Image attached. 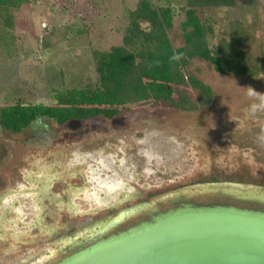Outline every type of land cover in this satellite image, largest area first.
<instances>
[{"label": "rangeland", "instance_id": "1", "mask_svg": "<svg viewBox=\"0 0 264 264\" xmlns=\"http://www.w3.org/2000/svg\"><path fill=\"white\" fill-rule=\"evenodd\" d=\"M148 1L155 8H174L168 37L179 47L184 0ZM243 1L248 0L237 3ZM138 2L32 0L16 9V27L0 28V107L49 105L55 103V89L96 86L92 52L122 44L128 14ZM201 17L213 28L211 43L227 32L231 20L224 8L204 9ZM245 25L255 38L251 58L259 61L264 0L249 6ZM185 73L211 89L210 104L195 111L162 104L133 109L116 120L66 126L38 119L17 134L0 128V196L7 209L0 212V264H44L55 253L59 227L99 217L90 216L94 206L121 190L141 189L149 198L214 183L264 188V76H220L197 59ZM186 92L197 105L200 94ZM39 185L58 199L54 206H47ZM64 185H83L82 195L74 192L78 198L69 203ZM54 231L59 233L53 236Z\"/></svg>", "mask_w": 264, "mask_h": 264}, {"label": "trees", "instance_id": "2", "mask_svg": "<svg viewBox=\"0 0 264 264\" xmlns=\"http://www.w3.org/2000/svg\"><path fill=\"white\" fill-rule=\"evenodd\" d=\"M32 0H0V28L16 27V9ZM258 0H184L180 7L182 44L174 48L168 37L173 27L174 8H155L139 0L128 14L127 33L122 44L108 51L94 50L92 58L98 76L94 87L55 89V103H14L0 107V128L17 134L38 119L66 126L84 120H116L137 108L167 104L181 111H195L210 104L211 89L188 76L185 70L194 60L209 63L220 76H264V56L253 61L250 54L255 38L245 25L249 6ZM230 9L227 32L211 43L213 28L201 17L204 9ZM2 41L0 40V44ZM187 90L200 94L196 105Z\"/></svg>", "mask_w": 264, "mask_h": 264}, {"label": "water", "instance_id": "3", "mask_svg": "<svg viewBox=\"0 0 264 264\" xmlns=\"http://www.w3.org/2000/svg\"><path fill=\"white\" fill-rule=\"evenodd\" d=\"M221 190L220 202L179 198L164 211L133 206L95 225L54 264H264V192L242 185ZM146 210V218L118 229Z\"/></svg>", "mask_w": 264, "mask_h": 264}, {"label": "flooded vegetation", "instance_id": "4", "mask_svg": "<svg viewBox=\"0 0 264 264\" xmlns=\"http://www.w3.org/2000/svg\"><path fill=\"white\" fill-rule=\"evenodd\" d=\"M225 185H234V184H226V183L208 184L207 186H211L215 188L214 191L212 190L205 191L203 190V188H201V187H204L205 185H198V186H194L193 192L192 190H190L189 192H183L182 190H178L172 193H168V194H164V195L156 196V197H149V198L146 196H143L141 189H136L135 191H130L129 189L121 190L120 194H118L115 199H111L110 201H106L102 203L98 202V204L94 206L95 208L93 209V211H91L92 215L90 216L94 217L97 214H102L99 217L89 218L83 224L75 226V227L74 225H69V224H66V226H63L62 228L59 227L60 229L59 232H61L59 236L57 235L59 232L57 231L51 232L53 236L57 235L55 238V242H53V245H52L56 249H55V253L53 252L49 253L51 254V257L45 260L44 264H54L60 258H62L65 253L68 254L70 250H73L72 248L75 245H78V243H80L82 240L87 238L89 232L92 231L95 225L105 224L106 222H109L110 220L117 217L119 214H121L125 210L132 208L133 206L141 205L144 203H149L151 204L152 209L157 208L160 211H164L166 209L171 208L172 200L179 199V198L184 199L187 202L188 201L190 202L191 200V202H195L198 204H209V203H214V202H220L222 201L221 195L225 194L223 193L221 188L222 186H225ZM42 186L43 185L41 186L39 185V187L41 188V191L43 193H47L46 194L47 196L46 202L48 203L47 206L48 207L54 206V205H51L52 202L58 199L55 196H54L55 198L50 196L49 191H48L50 188L48 190H45ZM195 187H199V188H195ZM74 188L79 189V191L74 190ZM83 188H84L83 185L82 186L64 185L63 190H62V195L66 196L65 197L66 201L70 203L71 199L76 200L78 198L77 193L81 194L80 190L82 189V192H83ZM246 188L251 189V190H257L259 192H264V188L262 189V188L253 187V186L252 187L249 186ZM74 192H77L76 195L73 194ZM36 193H38V191H36ZM190 196L192 198L187 200L186 198ZM3 202H4L3 198L0 196V212L2 214L6 213V210H7L4 207ZM148 211L149 210L139 213V215L136 218H133L129 221L124 222V224H122V227L118 229L126 228L129 225L133 224V222L146 218L149 213ZM49 238H51V236H49ZM54 255H55V258L53 259Z\"/></svg>", "mask_w": 264, "mask_h": 264}, {"label": "built area", "instance_id": "5", "mask_svg": "<svg viewBox=\"0 0 264 264\" xmlns=\"http://www.w3.org/2000/svg\"><path fill=\"white\" fill-rule=\"evenodd\" d=\"M42 27H45L44 25Z\"/></svg>", "mask_w": 264, "mask_h": 264}]
</instances>
